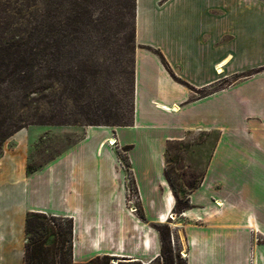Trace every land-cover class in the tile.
<instances>
[{
  "label": "crops",
  "instance_id": "1",
  "mask_svg": "<svg viewBox=\"0 0 264 264\" xmlns=\"http://www.w3.org/2000/svg\"><path fill=\"white\" fill-rule=\"evenodd\" d=\"M134 42L130 125L88 129L36 170L41 128L4 144L0 264H26L29 214L72 221L73 264L154 263V226L170 220L187 264H264V0H134ZM125 158L142 210L133 238L128 213H112L127 200Z\"/></svg>",
  "mask_w": 264,
  "mask_h": 264
},
{
  "label": "rangeland",
  "instance_id": "2",
  "mask_svg": "<svg viewBox=\"0 0 264 264\" xmlns=\"http://www.w3.org/2000/svg\"><path fill=\"white\" fill-rule=\"evenodd\" d=\"M135 48L134 0H0V108L12 111L18 127L43 130L30 170L79 142L88 129L133 122ZM125 163L127 200L112 213H128L133 238L142 210L128 158ZM27 240L29 264H73L67 221L34 220ZM33 240L41 241L35 250ZM255 242L264 245V237ZM171 246L172 253L151 264L184 263V240L172 238Z\"/></svg>",
  "mask_w": 264,
  "mask_h": 264
},
{
  "label": "trees",
  "instance_id": "3",
  "mask_svg": "<svg viewBox=\"0 0 264 264\" xmlns=\"http://www.w3.org/2000/svg\"><path fill=\"white\" fill-rule=\"evenodd\" d=\"M79 12H77V15ZM135 43V42H134ZM262 71V70H261ZM257 71L255 73L261 72ZM3 83L2 79L0 78V84ZM13 84V83H12ZM26 88V86L24 87ZM8 97V96H6ZM23 127H18L15 122H14V115H12V111H9L5 109V106L1 105L0 108V158L2 157L3 154V148L4 144L6 143L7 140H9L12 136H14L18 131L22 130ZM181 208L180 211L184 209L182 204H178L177 208ZM176 208V210H177ZM39 218H44L48 222V220L52 219V221L55 220H60V221H67L70 225V233L73 239V223L70 220H66L63 218H54V217H48L46 215L42 214H29L28 219H27V238H28V226L31 224L34 220H37ZM156 230L159 232L160 237H161V243H162V250H161V255L163 257L167 256L168 254L172 253V246H171V240H172V232L169 226H165L161 229V227H156ZM61 232H59V236ZM41 241L38 240H33L32 244L34 246V250L37 249ZM38 244V245H37ZM43 246V244L41 245ZM29 244L27 242L26 245V264L28 263V255H29ZM37 251V250H36ZM72 256V248H71V253H70V258ZM115 258L110 257V256H99L94 259H92L90 262L86 264H110L112 260ZM177 259L180 261L179 256H177ZM133 263H139V262H127L120 260L117 262V264H133ZM179 264H187L186 260L184 263H179Z\"/></svg>",
  "mask_w": 264,
  "mask_h": 264
},
{
  "label": "built area",
  "instance_id": "4",
  "mask_svg": "<svg viewBox=\"0 0 264 264\" xmlns=\"http://www.w3.org/2000/svg\"><path fill=\"white\" fill-rule=\"evenodd\" d=\"M108 143H109V145H110L111 147H116V146H118V141H117V139H115V138H112ZM171 218H173V216H171Z\"/></svg>",
  "mask_w": 264,
  "mask_h": 264
}]
</instances>
